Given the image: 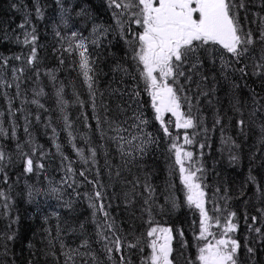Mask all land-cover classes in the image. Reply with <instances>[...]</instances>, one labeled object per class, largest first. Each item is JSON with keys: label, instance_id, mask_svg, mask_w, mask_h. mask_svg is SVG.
Here are the masks:
<instances>
[{"label": "trees", "instance_id": "obj_1", "mask_svg": "<svg viewBox=\"0 0 264 264\" xmlns=\"http://www.w3.org/2000/svg\"><path fill=\"white\" fill-rule=\"evenodd\" d=\"M233 4L254 43L239 60L216 46L185 66L181 95L196 127L176 128L168 113L169 135L133 59L128 10L112 0H0V264H148L152 227L172 230L173 264H200L202 217L173 143L193 153L186 168L201 169L209 216L223 225L235 213L237 264H264V0ZM29 33L36 40L25 43Z\"/></svg>", "mask_w": 264, "mask_h": 264}, {"label": "snow or ice", "instance_id": "obj_2", "mask_svg": "<svg viewBox=\"0 0 264 264\" xmlns=\"http://www.w3.org/2000/svg\"><path fill=\"white\" fill-rule=\"evenodd\" d=\"M112 2L117 8L128 10L131 17L130 23L141 29L133 33V40L129 43L133 48V59L140 67V74L145 81V90L151 96L152 107L156 113L155 118L163 126L164 132L170 135L164 119L168 113L175 117L176 128H195L196 119L191 115L189 98L181 95L184 88L180 84V79L183 77L191 80V76L184 71L185 66L190 64V70L195 69L200 63V51H211L216 46L222 47L239 60L248 51V46L254 43L252 34L244 33L239 25L233 0H128L125 4L117 3L116 0ZM75 35L73 33V36ZM28 36L33 42L36 40V37L29 33L25 43L28 42ZM77 47L84 49L80 52L81 69L91 88L92 77L89 76L91 67L85 55L87 49L83 40ZM32 58L35 59V50H33ZM182 99L188 102V113L182 109ZM146 123L147 121L141 120V124ZM243 123L240 121L241 125ZM119 131L122 130L117 129V132ZM116 139L125 140L123 136H118ZM132 139L135 140L136 137ZM127 142L131 143V141ZM184 143H192L186 134ZM200 147L203 148L204 145ZM172 148L175 150L176 163L180 166L182 182L187 189V202L195 206L202 217L198 236V239L203 241L198 255L200 264H237L236 253L239 243L228 235L237 229V225L230 218L235 213H230L223 225L219 218L209 216L205 207L206 193L199 182L200 177L197 176L201 169L192 170L185 167V159L190 162L193 153L184 152L182 147H178L175 143ZM80 154L83 156L82 152ZM95 155L96 152L93 150L92 156L95 157ZM3 159L4 153L0 152V161ZM39 167L42 168L43 165ZM26 171H33L31 158L26 161ZM3 195L0 192V196ZM100 195L99 192L96 193L97 197ZM92 206L95 207V205ZM103 207L101 204L100 209L103 210ZM104 215L108 216V213L104 212ZM213 224L222 229L219 236L211 230ZM256 231L259 232V229ZM147 236L152 238L149 244L151 255L148 258V264H173L172 230L152 227ZM115 243L119 250V238ZM249 251L252 250L249 249Z\"/></svg>", "mask_w": 264, "mask_h": 264}, {"label": "rangeland", "instance_id": "obj_3", "mask_svg": "<svg viewBox=\"0 0 264 264\" xmlns=\"http://www.w3.org/2000/svg\"><path fill=\"white\" fill-rule=\"evenodd\" d=\"M141 29H139V27L138 26H136L135 27V32H138V31H140ZM167 115V114H166ZM165 115V116H166ZM205 207H206V204H205ZM213 232H215L216 234H217V236H219V234H220V231L219 230H217V228H213L212 227V229H211ZM211 239V238H210ZM203 245V241H201V246Z\"/></svg>", "mask_w": 264, "mask_h": 264}, {"label": "water", "instance_id": "obj_4", "mask_svg": "<svg viewBox=\"0 0 264 264\" xmlns=\"http://www.w3.org/2000/svg\"><path fill=\"white\" fill-rule=\"evenodd\" d=\"M220 47V46H219ZM221 49H223L222 47H220ZM223 50H225V49H223ZM226 51V50H225Z\"/></svg>", "mask_w": 264, "mask_h": 264}]
</instances>
